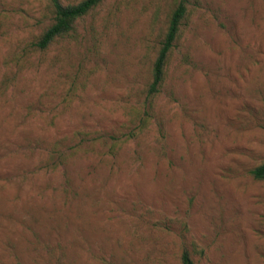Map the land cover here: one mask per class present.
Here are the masks:
<instances>
[{
    "label": "rangeland",
    "instance_id": "1",
    "mask_svg": "<svg viewBox=\"0 0 264 264\" xmlns=\"http://www.w3.org/2000/svg\"><path fill=\"white\" fill-rule=\"evenodd\" d=\"M52 21L0 0V264H264V0H105L41 51Z\"/></svg>",
    "mask_w": 264,
    "mask_h": 264
},
{
    "label": "trees",
    "instance_id": "2",
    "mask_svg": "<svg viewBox=\"0 0 264 264\" xmlns=\"http://www.w3.org/2000/svg\"><path fill=\"white\" fill-rule=\"evenodd\" d=\"M105 0H81L76 3H64L62 0H49L52 23L43 31L33 44L37 49L46 51L56 42L71 37L80 20L95 11ZM187 15V7L183 1L172 12L168 29L153 65V79L149 87L151 95L159 92L165 80L167 63L172 50L180 36L181 25ZM252 176L264 181V162L251 171ZM182 264H195L188 251L182 255Z\"/></svg>",
    "mask_w": 264,
    "mask_h": 264
}]
</instances>
